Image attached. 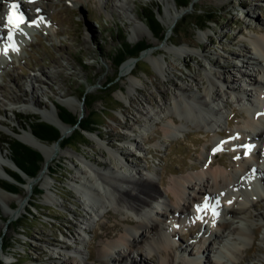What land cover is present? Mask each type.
<instances>
[{
	"label": "rangeland",
	"instance_id": "1",
	"mask_svg": "<svg viewBox=\"0 0 264 264\" xmlns=\"http://www.w3.org/2000/svg\"><path fill=\"white\" fill-rule=\"evenodd\" d=\"M31 1L44 8V12L40 14L43 25L33 30L29 44H24L14 54L5 56L3 66L0 67V150L10 155L4 139L17 137L14 134L16 132L30 130L26 122L28 116H37L47 121L41 118L40 113L28 112V108L41 113L52 112L58 111V104L73 111L82 120L96 117L103 128L94 132L83 131V135H78L82 141L80 144L63 147L61 142V153L58 151L48 162L44 160L42 167L48 163L49 170L42 176L38 173L35 177H30L34 179L32 189L26 184H18V193H15L17 196L8 200L3 197L5 189L0 186L1 264H83V261L112 264L111 257L99 255L101 243L106 239H114L127 224L114 206L109 209L108 214L96 219L89 207L83 204L82 200L88 198L74 182L75 175L79 174V169L86 170L84 161L87 158L94 167L102 160L120 171L121 168L115 162L120 159L124 163L119 150L126 149V159L130 166L123 168L124 172L134 173L133 168L145 171L143 167L147 165L151 171L156 172L154 180L164 203L172 206L169 192L172 178L181 179L189 173L197 172L201 168L195 167L210 158H220L229 170L230 163L239 156L221 145L219 151H213L212 142L221 135L216 137L208 132L206 134L204 130H197L192 126H188L177 137L167 135L163 127L168 123V118L159 111V105L165 103L167 109L172 108L173 97L179 93L178 86L181 84L193 94L202 93L204 88H209V77L215 80L212 72L218 67L209 65L207 58L216 60L219 65H226L225 73L234 72L235 65L241 67L240 60L246 59L243 58L246 55L244 50H248L245 44H249L250 36L261 35L257 27H262L264 31V0H244L243 5V0H189L182 7H178L175 0ZM149 6L155 9L165 28L163 39L153 36L145 20L141 19L140 8ZM174 9L185 13L171 30L165 24V19ZM28 11L38 13V8L30 5ZM206 12L212 14L216 22L212 21L208 27L199 28L194 22L201 23L207 16ZM175 31L179 33L175 34ZM168 32L171 33L169 40L166 39ZM124 34L125 40L130 44L144 39L150 44L147 49L158 47L155 56L159 58L164 74L150 64L145 56L147 49L135 59L134 75L122 74V64L117 68L113 57ZM20 45L21 42L10 48ZM176 47L191 49L192 52L181 53ZM231 51L242 56L241 59L234 58ZM162 53L166 61L162 60ZM127 60L132 58L125 61ZM185 63H188V67ZM244 64L252 69L248 62ZM194 73L199 78L198 86L191 80ZM111 78L114 81L109 82ZM130 80H136L138 91L130 86ZM237 80L238 77L234 84H239L241 88ZM222 87L223 84L217 82L214 90L227 98L228 93ZM159 88L164 92L163 96H160ZM120 89L129 92L124 95ZM105 95L111 101L104 98ZM91 98L97 100L89 104ZM209 99L210 106H215L216 109L220 107L215 100ZM35 100L37 105L33 104ZM62 101L84 108V112L80 113ZM230 105V108L235 106ZM142 107H148L155 120H147L139 113L140 109L145 112ZM242 113L239 111L235 117L232 129L244 125L245 112ZM137 118L138 123H135ZM66 125L72 132L64 139L78 132V126ZM132 136L138 140L141 151L135 149L133 142L128 140ZM235 136L232 135L226 141ZM256 148L246 146L244 158L251 157L252 160ZM111 152L115 154L110 155ZM211 152L213 154L208 158ZM138 153L140 156L136 155ZM204 164L209 166L206 162ZM260 166L263 168L261 164ZM7 170L11 172L15 169ZM50 170L54 171L53 176H50ZM20 175L26 181L27 175ZM243 177L244 175H240L239 180ZM87 178L90 177L87 175ZM90 181L96 184L92 179ZM0 182L14 183V178L13 181L0 178ZM39 188L41 191H37ZM232 193L238 203L244 201L239 196V190ZM186 196L191 198L194 195L190 192ZM19 200L23 201L24 208L15 214ZM93 200L94 205H97L98 202ZM202 202L200 198L197 203L201 206V211L198 213L196 208L197 215L190 217L188 221L187 215H183L186 221L183 219L178 227L177 220L170 218L169 207L162 203L155 205L159 215L165 213L160 219L164 220L165 225H172L174 235L172 246L152 250L146 257L147 264H209L211 261L217 264H264V227L259 215L264 214V190L259 196L256 195L254 206L244 205L239 217L233 220L234 224L237 223L247 233L243 240L231 239V234L225 236L226 232L222 233L217 229L209 219V210L203 207ZM219 205L226 208L233 203L224 204V201H220ZM124 214L130 218L135 217L130 211H125ZM198 216L201 218H197ZM83 217L92 219L89 227L85 228L86 232L82 226ZM223 219V214H220L216 221ZM156 220H159V216ZM112 224L117 226L112 233L99 237V232ZM88 229L84 242L77 243L73 239V234H86ZM205 240L213 244L211 250L205 249ZM228 242H231L230 246L234 245L233 250L225 247L224 244ZM138 246L132 253L135 256L148 250L147 244L143 242ZM221 252L223 255H220ZM193 259L200 261L194 263ZM128 263L129 259H124L114 264Z\"/></svg>",
	"mask_w": 264,
	"mask_h": 264
},
{
	"label": "bare ground",
	"instance_id": "2",
	"mask_svg": "<svg viewBox=\"0 0 264 264\" xmlns=\"http://www.w3.org/2000/svg\"><path fill=\"white\" fill-rule=\"evenodd\" d=\"M4 1V0H3ZM5 1H13V0H5ZM245 2L244 0L241 1V4L243 5ZM30 5L32 7L38 8V13L42 14L44 12V8L41 7L37 2L30 1ZM2 12V7L0 6V13ZM185 11L174 9L172 14H169L168 18L165 19V24L172 30L178 21V19L183 16ZM5 18V13L3 15V19ZM1 24V23H0ZM8 26L7 24L3 23L0 25V27ZM9 27V26H8ZM257 30L261 32L260 36L251 35L250 40L253 45L256 46V49L258 50L260 56L262 57L257 58L252 51L244 50L246 55L243 58H246L248 64L252 65V69H249L247 65L244 67V63L240 65L241 67L234 66L233 70L234 72L230 71L225 73V69H227L226 65H219L216 60L208 59V64L217 66L218 69L212 72L213 77L215 80H213L211 77H209V88H204L202 93L193 94L188 91L187 87L183 84L178 86V94H175L173 97V106L172 108L167 109L165 106V103H162L159 105V111L163 113L162 115L166 116L167 122L165 123L163 130L165 134L170 136H179L182 135L185 131V129L188 126H192L196 128L197 130H204L207 134H213L216 137L220 135V126L217 124V120L214 119L213 122L209 120L207 117H217V113L223 111L224 109H227V107L231 106L230 101L228 98H225L222 94H220L218 91H215L214 88L217 85V82H221L223 84V87L225 86V91L227 93H231V91L236 87V89H241L239 84L236 83V76L246 77L249 80V85H252L255 91L260 94V97L258 101V106L260 109L264 106V92H262V89H264V31L262 27H257ZM11 31L15 34L17 33H23L22 27H19V30L17 29H11ZM0 35H4V33L0 29ZM171 37V33L168 32L166 34V39L169 40ZM14 45L18 46L19 42H17L16 39H14ZM1 45V42H0ZM14 47V46H11ZM177 48V47H176ZM158 49V47H151L147 49L145 56H147L150 64L157 70L161 71V73L164 74L163 70L161 69V62L158 60L155 55V51ZM177 50L181 53L185 52H192L191 49L186 48H177ZM242 53V54H244ZM162 57L164 61H166V57L164 56V53H162ZM231 55L234 56V58H239L240 55L231 51ZM242 57V56H241ZM241 57L239 59H241ZM131 58V57H130ZM243 62V59L240 60ZM263 61V62H262ZM136 64V60H127L122 63L121 72L122 74H133V69ZM185 66L188 67V63H185ZM227 74V75H226ZM244 77V78H245ZM191 80L195 81V83L198 86L199 78L196 73L191 75ZM137 79H140L137 77ZM230 79V80H229ZM130 86L134 88L135 91H138V85L136 80H130ZM260 86H257L259 85ZM261 85H263L261 87ZM19 86V84H17ZM121 92L125 95L129 91H124L123 89H120ZM162 90L159 88V94L160 96H163ZM211 93V94H210ZM210 94V96H209ZM245 95V93H243ZM207 95V96H206ZM246 95L249 96V94L246 91ZM209 98H212V100L216 101V104H218V107L216 109L215 106H210L209 101L211 100ZM35 105H37L36 100L33 101ZM63 104H68L70 107L77 109L80 113L84 110V108H80L79 106H74L73 104H69L66 101H62ZM145 109V112L140 109L141 114L144 115V117L147 120L154 119L153 114L150 112V109H147L145 107H142ZM221 109L218 111V109ZM28 112L33 113H40L41 118L47 120L48 122L56 125L60 130V138L59 141H55L53 143H47L45 141L40 140L37 138L31 130H25L23 132H16L14 133L15 136H17L18 139L23 141L24 143L40 150L44 156V160L48 162L50 159L53 158L57 152H60L59 144L60 141L67 135H69L71 132L68 129V126L66 123H64L57 110H53L52 112H42L39 110H34L33 108H28ZM84 112V111H83ZM248 112V118L245 119V122H247L248 127L254 128V130L257 128V126H263V130L258 129L254 133L255 140L264 139V114L260 112L258 117H251V114L253 112V109L247 110ZM164 116V117H165ZM165 117V118H166ZM135 123H138V118L135 119ZM228 120V118H227ZM229 121V120H228ZM260 121V123H259ZM140 122V121H139ZM146 123V122H145ZM146 125V124H145ZM218 127V128H217ZM218 129V130H216ZM242 134L246 132H243L239 127L237 128ZM243 134V135H245ZM214 136V137H215ZM212 137L211 139H214ZM215 137V138H216ZM235 140V139H234ZM133 142V145L135 149L138 151H141L142 147L138 143V140L133 138L131 139ZM211 141V140H210ZM212 142V141H211ZM220 147V145H219ZM219 147L217 149H219ZM210 149V148H209ZM232 149V148H230ZM236 149H239V146L236 147ZM244 149V148H243ZM214 150V149H213ZM61 153V152H60ZM118 153V150H117ZM254 157L257 160V162H260L256 157L261 158V163L264 166V148L259 146L258 149H254L253 151ZM115 153L111 152L110 155H114ZM120 156L124 157V163L121 162V160L117 159L115 162L117 167L121 168L120 171L117 169H113L112 167L106 165V161H99L96 163L97 167H94L93 164L90 163L89 158L84 161L86 170L79 169V174L75 175L74 182L79 186L83 194L88 198L87 200L83 199V204L89 207L90 211L96 216V219L101 218L104 214L109 213V209L114 206V209L121 215L122 219L127 224V227L125 226L122 231L116 234V237L114 239H106L102 241V248L99 249V255L100 256H108L111 257L112 264L116 262H120L124 259H129L128 264H147L146 257L150 255L152 250L156 248H163L172 246V236L174 235V231L172 229V225H165L163 223L162 215L164 216L165 213H161L160 215L157 213L155 209V205L163 204L165 207H169L168 211L170 214V218L176 219L177 223L176 226H180L182 222L186 219L183 218V215H187V221L190 217L194 216L196 214L195 209L198 206L199 199L202 198V205H204L205 199L207 198L208 205L207 209L209 210V219L213 221V224L217 227V229L221 230V232H226L225 236H228V234H231V239H238L243 240L244 237L247 236V233L244 231L241 226H239L237 223L234 224V219L239 217L238 215L242 212V209L244 205L254 206L255 203L253 202L252 197H247L246 199H243L244 201L238 203V200L234 197L233 193H230L234 189H239L241 186H243L244 182L239 180V177H235V170L234 171L230 168H226L223 164L224 161H222L220 158H210L213 154V152L209 153L210 158L208 161H205L209 164V166H206L204 163H199V167L201 169L197 170V172L189 173L188 175H185L183 178H172L169 192L170 197L172 199V206L166 205L164 203V198L162 196L161 191L156 185V182L154 180V175H156V172L151 171L148 169V166L145 165L143 169L145 171H142L141 169H134V173L126 174L123 170V168H126V166H130L128 164V159H126V149L119 150ZM204 156V155H203ZM202 156V158H203ZM115 157V156H114ZM237 162L239 165L247 164L246 167H241V171L245 170H251L252 167L249 161V158H241L239 157L237 159ZM243 162V163H241ZM249 163L251 165H249ZM7 168H14L13 163L11 162L9 156L6 154V152L0 150V178L7 180V181H13V177L8 172ZM15 169V168H14ZM257 174L259 173L262 179L263 187H264V173L261 171L260 167L256 165L255 168ZM49 170L48 163L45 165V167H42L39 171V176H42ZM122 171V172H121ZM121 172V174H119ZM262 174H261V173ZM245 173H249L245 171ZM87 175L90 178H87ZM86 176V177H85ZM240 176V175H239ZM248 177V176H247ZM96 182L94 184L92 181ZM234 181L233 188L231 187V182ZM34 183V179L26 176V181L24 184L28 185L32 189V184ZM30 189V190H31ZM0 190L2 188L0 187ZM6 199H10L13 196H17L15 193L3 190ZM193 193V197L186 196L187 194ZM3 193V192H2ZM226 195H225V194ZM243 192H241V195ZM205 198V199H203ZM95 199L98 204L94 205ZM218 201V203H217ZM220 201H224V204H228L229 201L233 203L232 206L226 207L219 205ZM19 207L15 211L16 213H19L24 208L23 201L19 200ZM10 204V203H9ZM215 204L216 208L219 210L215 211L218 213L217 215L213 216V212L211 209V205ZM170 205V204H169ZM197 205V206H196ZM219 205V206H218ZM236 205V206H234ZM247 207V206H246ZM167 209V208H166ZM130 211L135 217L130 218L124 212ZM223 214V220L216 221V218ZM197 215V214H196ZM261 216V219L263 220L262 226L264 227V214H259ZM159 216V220L158 219ZM180 216H182V219H179ZM226 216V217H225ZM196 217V216H195ZM184 219V220H183ZM92 219L90 217H83L82 226L83 230L86 232V226L89 227ZM186 221V220H185ZM116 224H112L111 226L105 228L104 231L99 232V237H105L112 233V231L116 228ZM236 235V236H235ZM138 237H140L138 239ZM230 238V237H229ZM73 239L76 240L77 243L84 242L85 238L82 235V233L73 234ZM263 241H264V230H263ZM143 242L144 244H147L148 250H146L144 253H139L137 255H133V251L137 250V247H139V243ZM205 249L211 250L213 244H211L209 241L205 240ZM230 243L228 242L225 245V247L229 246ZM1 245V241H0ZM231 248L233 249L234 245L231 244ZM68 246H65L67 248ZM1 250V246H0ZM236 250V249H235ZM230 252V251H229ZM234 252V251H233ZM113 253V254H112ZM115 254V255H114ZM92 255V254H90ZM144 255V256H143ZM3 259V254L0 251V264ZM6 259V258H5ZM10 260H4V262H9ZM163 261V260H162ZM194 263H198L200 259H193ZM83 264H93L86 261H83ZM209 264H217L215 262H210Z\"/></svg>",
	"mask_w": 264,
	"mask_h": 264
},
{
	"label": "trees",
	"instance_id": "3",
	"mask_svg": "<svg viewBox=\"0 0 264 264\" xmlns=\"http://www.w3.org/2000/svg\"><path fill=\"white\" fill-rule=\"evenodd\" d=\"M178 7L186 6L189 2V0H175ZM141 19L145 20V23L147 24L148 28L151 30L153 36L163 39L165 28L160 21V19L157 16V13L153 7H141ZM207 16L204 17L201 21V23L194 22L199 28H205L209 26L210 22H216L214 16L208 12ZM201 24V25H200ZM178 31H175V34H178ZM126 35L124 34L122 36V40L120 42V45L118 49L116 50V53L114 54V63L117 68L120 67V65L130 57H138L139 54L147 49L150 44L146 42V40L141 39L138 42L134 44H130L125 40ZM114 81V78H111L109 82ZM104 98L109 99L111 101V98L108 95H105ZM97 98H91L89 101V104L93 103ZM56 107L58 109V114L61 118V120L69 124L71 126H78V132L76 134H72L67 139H62L60 143L62 142L63 147H69L70 145H73L74 143L80 144L82 143L80 137L78 135H83V131L88 132H94L97 129L103 128L102 124H100V120L96 119V117H89L86 119L79 118L76 113L73 111L66 109L58 104H56ZM112 111L113 109L109 107ZM100 113H103L102 109L98 110ZM107 115V113H106ZM24 118V117H23ZM104 118H107L106 116ZM26 122L28 124V128L32 131V133L39 138L42 141H46L48 143H53L55 141H59L60 138V130L59 128L48 122L41 120L37 116H28L26 119ZM77 129V128H76ZM4 142L8 144V148L10 151L9 158H11L15 164L29 177H35L40 169L42 168L44 164V156L42 152L23 141L15 138H5ZM10 175L14 178V183L6 184L4 182H0V186L4 188L5 190L12 192V193H18V184H24L25 180L20 175V173L16 170H13L9 172ZM50 176L54 175V171L50 170L49 172ZM37 191H41L39 188ZM37 195V192H36ZM30 204L33 206L34 204L30 202ZM31 212V210H29ZM1 237V233H0Z\"/></svg>",
	"mask_w": 264,
	"mask_h": 264
},
{
	"label": "snow or ice",
	"instance_id": "4",
	"mask_svg": "<svg viewBox=\"0 0 264 264\" xmlns=\"http://www.w3.org/2000/svg\"><path fill=\"white\" fill-rule=\"evenodd\" d=\"M16 7H17V5L14 3V4L12 5V8H13V9H16ZM14 16H15L14 11H10V12L8 13V15H7V17H6L7 24H8L10 27H14V28H16L17 30H19V26H20V24L24 23V15L21 14V15H19V16H15V18H14ZM12 38H13V32H12L11 30H9V32H8V40L11 41ZM6 51H7V49H5V52H6ZM213 151H214V152H215V151H219V149H214ZM217 203H218V201H217ZM229 203H231V201H229ZM203 207H204V208L209 207V205H208V201H207V198L205 199V202H204ZM215 208H216V205H215V204L211 205V209H212V212H213V216H215V215L218 214V213H216ZM200 211H201V206L198 205V206H197V212L199 213ZM197 218H201V217L198 216Z\"/></svg>",
	"mask_w": 264,
	"mask_h": 264
},
{
	"label": "water",
	"instance_id": "5",
	"mask_svg": "<svg viewBox=\"0 0 264 264\" xmlns=\"http://www.w3.org/2000/svg\"><path fill=\"white\" fill-rule=\"evenodd\" d=\"M132 58V60H135L137 57H131ZM17 138V137H16ZM18 139V138H17ZM20 140V139H19ZM10 160H11V162L13 163V165H14V168H15V170L16 171H18L19 173H22V174H25L16 164H15V162L10 158ZM26 175V174H25Z\"/></svg>",
	"mask_w": 264,
	"mask_h": 264
}]
</instances>
